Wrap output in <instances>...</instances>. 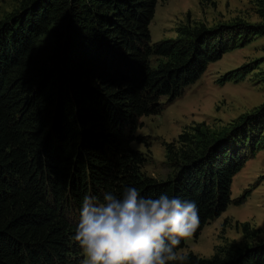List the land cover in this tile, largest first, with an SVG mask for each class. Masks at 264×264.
Returning a JSON list of instances; mask_svg holds the SVG:
<instances>
[{
    "label": "trees",
    "instance_id": "trees-1",
    "mask_svg": "<svg viewBox=\"0 0 264 264\" xmlns=\"http://www.w3.org/2000/svg\"><path fill=\"white\" fill-rule=\"evenodd\" d=\"M157 0H23L0 20V264H83L73 240L86 195L195 201L197 237L232 202L233 177L264 149V103L229 124L197 123L166 143L171 176L142 172L138 119L158 113L208 64L264 35L262 22L183 25L151 42ZM244 66L227 77L241 80ZM183 264H264V239ZM185 246L181 241L179 249ZM179 264V262H172Z\"/></svg>",
    "mask_w": 264,
    "mask_h": 264
},
{
    "label": "rangeland",
    "instance_id": "rangeland-1",
    "mask_svg": "<svg viewBox=\"0 0 264 264\" xmlns=\"http://www.w3.org/2000/svg\"><path fill=\"white\" fill-rule=\"evenodd\" d=\"M22 1L0 0V20L19 10ZM261 4L262 0H157L149 24L151 42L174 38L177 27L183 25L262 22ZM244 66L249 70L241 80L227 79ZM161 102L158 113L138 119L137 139L131 142V147L145 158L142 172L156 180L172 175L174 168L167 161L165 144L177 141L180 133L200 122L219 129L264 103V35L226 52L208 64L200 78L179 97ZM230 198L232 202L225 211L205 224L197 237L185 240L178 254L192 252L209 257L225 243H249L241 231L244 222L254 232L252 242L264 239V149L250 157L233 177ZM74 218L78 224L79 217Z\"/></svg>",
    "mask_w": 264,
    "mask_h": 264
},
{
    "label": "clouds",
    "instance_id": "clouds-1",
    "mask_svg": "<svg viewBox=\"0 0 264 264\" xmlns=\"http://www.w3.org/2000/svg\"><path fill=\"white\" fill-rule=\"evenodd\" d=\"M199 223L195 201L144 197L127 187L119 196L86 195L73 240L82 249L83 264H183L187 255L177 249Z\"/></svg>",
    "mask_w": 264,
    "mask_h": 264
}]
</instances>
